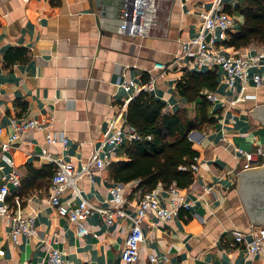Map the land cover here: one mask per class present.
Wrapping results in <instances>:
<instances>
[{"label": "crops", "instance_id": "crops-1", "mask_svg": "<svg viewBox=\"0 0 264 264\" xmlns=\"http://www.w3.org/2000/svg\"><path fill=\"white\" fill-rule=\"evenodd\" d=\"M237 1L156 0L152 35L132 37L101 24L105 17L120 16L123 0H0V137L4 140L13 132L11 116L49 121L47 128H30L12 142L11 165L0 157V173L13 170L19 176L18 206L21 213L34 216L35 225L31 236L19 234L15 243L11 240L16 206L11 190L7 200L13 210L0 215V264H45L49 247L62 250L66 264H243L258 260L232 243L233 229L255 224L234 190L243 162L235 147L249 150L258 144L264 150V122L251 117L264 106V82L256 84L251 76L228 85L222 71L210 68L216 72L217 84L200 94L216 95L213 102L207 98L213 121L188 133L197 151V169L192 182L179 187L187 207L180 205L166 221L146 214L141 224L144 241L135 263L121 258L128 217L107 224L94 210L86 220L88 233L79 236L75 224L51 206L49 176L40 175L35 183L30 180L24 189L21 183L29 165L38 170L51 164L41 155L42 148L81 169L140 90L162 100L168 112L184 108L191 119L198 117L200 96L191 99L177 88L185 73L197 70L181 54L183 44L196 35L202 12L215 3L232 10ZM231 14L236 23L233 31H237L242 16ZM212 47L227 54L262 52L249 72L264 75V42L252 41L240 48L219 42ZM129 79L137 89L121 85ZM150 79L151 87L140 88ZM49 132L65 136L66 145L46 142ZM104 154L99 156L104 158ZM119 159L125 156L116 153L109 162ZM91 169V177L83 174L75 181L81 196L96 206L111 205L109 188L115 180L109 164ZM137 182H127L124 190L122 207L127 214H134L142 191L136 188ZM9 187L15 185L9 183ZM155 188L159 195H167L161 183ZM61 199L76 203L79 196L67 188Z\"/></svg>", "mask_w": 264, "mask_h": 264}, {"label": "built area", "instance_id": "built-area-1", "mask_svg": "<svg viewBox=\"0 0 264 264\" xmlns=\"http://www.w3.org/2000/svg\"><path fill=\"white\" fill-rule=\"evenodd\" d=\"M26 1V0H25ZM158 6L156 0H123V8L120 16L117 18L105 17L101 20L102 26L119 35L128 36H150L155 30L154 25L157 19ZM236 27L233 15L227 10L217 6L215 3L211 8L202 12L201 23L196 35L183 44V53L190 58L191 63L197 70L216 68L225 74V81L228 85H233L236 81H244L251 76L256 84L264 82V75L259 72H249L250 67L257 65V59L262 52L253 55L243 53H221L212 45L221 42L227 38L228 31H233ZM208 36V38H207ZM151 81L142 84L140 88L146 89L152 86ZM126 89L137 85L133 79L125 80L121 83ZM207 98L212 102L216 100V95L208 93ZM10 125L13 132L6 138L1 139L0 157L4 163L11 165V158L8 151L12 147V142L30 128L45 129L49 125L47 120L36 118L17 119L15 116L10 117ZM1 135V130H0ZM141 135L131 127L124 116L119 123H115L103 134L100 139V147L94 149L89 159L83 163L81 169L69 160L51 157L46 148L41 149V155L46 157L49 162L53 163V174L48 185L50 194L49 202L55 208L57 213L75 224L77 235L88 233L86 220L89 215L97 210L101 218L111 224L117 217H128L129 225L125 236L124 245L121 249V258L125 263H135L139 259V247L144 241V232L142 222L148 212L153 213L160 221H166L176 215L180 205L187 207L179 194V187L174 183L164 188L167 195L161 196L156 188L147 191H141L139 195L134 214H127L122 203L124 201V190L127 183L115 181L109 188L112 204L109 206H96L81 196L75 181L83 174L91 177V166L102 167L109 164V159L117 153L120 147L126 142L134 139H140ZM150 138V135H147ZM46 142H61L66 145L67 138L59 137L57 133H47ZM238 154L243 157L240 170H248L259 167L264 163V150L260 145L256 149H243L235 147ZM105 152L104 158L99 155ZM190 164V168L195 172L197 169V157ZM9 183L15 185L10 189ZM20 184L19 176L11 170L7 174L0 173V215H7L13 210L12 204L8 202V196L11 190L14 191L15 210L12 215V224L10 227V237L15 243L19 234L31 236L35 231L34 216L32 214H23L18 206L17 188ZM72 188L79 196L75 203L62 200V193ZM164 201V202H163ZM163 202V203H162ZM233 244L240 247L248 255H257V261L244 262L243 264H264V225L251 224L247 229H233ZM64 252L57 247H49L46 251L45 264H66ZM143 264V263H139Z\"/></svg>", "mask_w": 264, "mask_h": 264}, {"label": "trees", "instance_id": "trees-1", "mask_svg": "<svg viewBox=\"0 0 264 264\" xmlns=\"http://www.w3.org/2000/svg\"><path fill=\"white\" fill-rule=\"evenodd\" d=\"M227 10L237 12L242 20L237 31H228L227 38L221 43L240 48L252 41L264 42V0H238L232 10ZM216 84L214 69L188 71L178 81L179 92L191 99L196 95L201 98L199 116L195 119H191L184 108L168 112L164 109L165 103L146 90H140L132 97L125 117L141 138L126 141L120 147L117 154L125 156V159L109 162L111 177L123 183L138 180L136 188L142 187V191L151 190L158 183L164 188L172 183L177 187L189 185L194 175L190 164L197 151L192 147L188 133L213 121L208 114L211 103L200 91H212ZM147 135H150L149 139ZM53 168V163L38 170L29 165L27 176L21 181L23 189L43 174L49 176L47 182L43 181L49 185Z\"/></svg>", "mask_w": 264, "mask_h": 264}, {"label": "water", "instance_id": "water-1", "mask_svg": "<svg viewBox=\"0 0 264 264\" xmlns=\"http://www.w3.org/2000/svg\"><path fill=\"white\" fill-rule=\"evenodd\" d=\"M262 114H264V106L259 111L253 113L251 117L258 118L264 122V120L262 119ZM263 170H264V163L260 165L258 169L242 170L238 174L237 189H234L241 196L243 203L246 202V204L244 203V205L246 207V211L250 215V222L255 223V224L257 223L256 213L258 212V210L250 209L247 198L255 189L253 188L252 184H254L253 180H255L256 178L255 176L256 172L263 171ZM248 184H250L251 187Z\"/></svg>", "mask_w": 264, "mask_h": 264}, {"label": "flooded vegetation", "instance_id": "flooded-vegetation-1", "mask_svg": "<svg viewBox=\"0 0 264 264\" xmlns=\"http://www.w3.org/2000/svg\"><path fill=\"white\" fill-rule=\"evenodd\" d=\"M264 120V114H262ZM258 169V167L251 168ZM249 170V169H248ZM256 178L253 180V192L247 198L250 209L258 210L256 213V224H264V170L256 172ZM238 182V181H237ZM250 187L251 185L248 184ZM243 201V200H242ZM246 204V202H244Z\"/></svg>", "mask_w": 264, "mask_h": 264}, {"label": "rangeland", "instance_id": "rangeland-1", "mask_svg": "<svg viewBox=\"0 0 264 264\" xmlns=\"http://www.w3.org/2000/svg\"><path fill=\"white\" fill-rule=\"evenodd\" d=\"M236 185H237V182H236ZM238 194V193H237ZM239 195V194H238ZM239 197L241 198V196L239 195ZM241 201H242V198H241ZM243 202V201H242ZM243 205H244V203H243ZM245 206V205H244ZM246 208V207H245ZM264 225V224H263Z\"/></svg>", "mask_w": 264, "mask_h": 264}]
</instances>
